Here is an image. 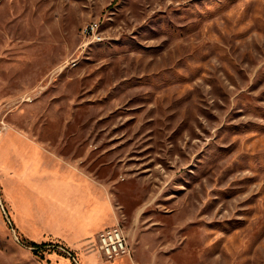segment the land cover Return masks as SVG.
<instances>
[{
	"label": "rangeland",
	"instance_id": "374dc122",
	"mask_svg": "<svg viewBox=\"0 0 264 264\" xmlns=\"http://www.w3.org/2000/svg\"><path fill=\"white\" fill-rule=\"evenodd\" d=\"M0 264H264V0H0Z\"/></svg>",
	"mask_w": 264,
	"mask_h": 264
},
{
	"label": "built area",
	"instance_id": "2783aa9c",
	"mask_svg": "<svg viewBox=\"0 0 264 264\" xmlns=\"http://www.w3.org/2000/svg\"><path fill=\"white\" fill-rule=\"evenodd\" d=\"M99 23L92 21L85 25L83 33L87 36L98 38ZM100 249L108 258L119 256H131L132 247L129 242V236L121 227L106 228L98 236Z\"/></svg>",
	"mask_w": 264,
	"mask_h": 264
},
{
	"label": "trees",
	"instance_id": "16d2710c",
	"mask_svg": "<svg viewBox=\"0 0 264 264\" xmlns=\"http://www.w3.org/2000/svg\"><path fill=\"white\" fill-rule=\"evenodd\" d=\"M32 245L37 248L39 247L40 244H37L36 242H32Z\"/></svg>",
	"mask_w": 264,
	"mask_h": 264
}]
</instances>
